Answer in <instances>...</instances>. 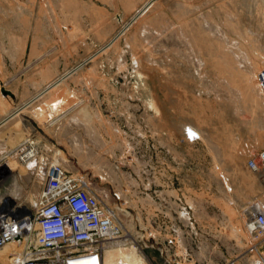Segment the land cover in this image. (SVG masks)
<instances>
[{"label": "rangeland", "instance_id": "374dc122", "mask_svg": "<svg viewBox=\"0 0 264 264\" xmlns=\"http://www.w3.org/2000/svg\"><path fill=\"white\" fill-rule=\"evenodd\" d=\"M263 67L264 0H0V147L36 135L52 162L118 193L150 264H170L157 246L173 224L178 264H264L247 228L264 206L249 165ZM12 158L1 192L31 207L41 184L23 166L11 190Z\"/></svg>", "mask_w": 264, "mask_h": 264}, {"label": "built area", "instance_id": "2783aa9c", "mask_svg": "<svg viewBox=\"0 0 264 264\" xmlns=\"http://www.w3.org/2000/svg\"><path fill=\"white\" fill-rule=\"evenodd\" d=\"M260 78L264 84V68ZM187 137L193 142L200 138L191 130ZM49 150L40 138L30 134L7 153V159L4 156L3 163L16 157L43 183L41 196L31 207H19L14 200H6L0 188V255L3 253L7 264H79L83 260L104 264L107 248L124 240L127 217L132 212L118 193L100 192L86 175L51 166ZM249 165L253 170L264 171V150ZM221 176L226 182L225 176ZM174 226L170 230L172 236L168 235L157 246L170 264H178L179 256ZM248 226L249 232L264 244V212L254 208ZM262 257L264 260V254Z\"/></svg>", "mask_w": 264, "mask_h": 264}, {"label": "bare ground", "instance_id": "6f19581e", "mask_svg": "<svg viewBox=\"0 0 264 264\" xmlns=\"http://www.w3.org/2000/svg\"><path fill=\"white\" fill-rule=\"evenodd\" d=\"M144 10V9H143ZM141 10V11H143ZM140 13V12H139ZM138 17V16H137ZM264 68V67H263ZM262 68V69H263ZM262 71V70H261ZM260 71V72H261ZM260 72H259V81H260V85H261V89L263 91V94H264V84L262 82V78H260ZM61 104V101H58L55 102V107L58 108L59 105ZM54 107V105H53ZM41 109V112L40 114L43 112V109L40 107ZM39 109V110H40ZM14 160L17 161V163L20 165L19 168H20V172L21 174L19 173V180H17L14 184V186L12 187L11 190L15 188H18V190L20 191L21 190V186L19 185V181L22 180L23 178V174H22V170H21V167L22 166H25L23 163H21L18 158L16 157H13ZM12 158V159H13ZM11 161V160H10ZM8 161V163H6L8 165V168L7 170L9 171H13L14 169H17V168H12V165H11V162ZM51 166H53L54 168L58 167V166H61L64 168V166L61 164V162L57 161L56 157H55V160L54 162L51 164ZM11 167V168H10ZM28 167V166H27ZM65 169V168H64ZM30 170V169H29ZM31 171V170H30ZM1 172H6V168H2L1 169ZM0 172V173H1ZM34 176V175H33ZM34 178H36L38 180V182L42 185L43 181H42V178H40V176L38 177L37 175L34 176ZM89 179V178H88ZM90 180V179H89ZM88 180V181H89ZM90 182V181H89ZM91 183V182H90ZM92 184V183H91ZM41 191H42V188H41ZM42 193V192H41ZM41 193L39 194V197L41 196ZM5 199H9L8 197ZM11 199V198H10ZM256 205V204H255ZM114 206H116V204L114 203ZM20 207V205H19ZM117 207V206H116ZM258 207V208H257ZM118 208V207H117ZM258 211L261 210L264 212V206L263 204H261L260 202L257 203L256 207H255ZM128 229L127 231V234L123 237L124 240H117V244L114 246H111V247H108L107 250H106V253H105V259H104V264H150L149 262V258L147 259L146 256L144 255L143 253V250H142V247L140 246L138 240H137V235L139 236V234L136 232L135 233V229L133 226L129 227L128 224H127V227ZM248 228V231H249V226L247 227ZM249 234L251 236H254V234L250 233ZM126 238V239H125ZM262 239H260L261 241ZM126 245H129V248L128 249H125L126 247H124ZM11 247V246H10ZM113 247H117V248H113ZM9 248V247H8ZM7 248V249H8ZM119 248V249H118ZM122 250H125L124 252ZM3 253H1L0 255V262H3L5 264H7L8 260L3 257L2 255ZM264 254V253H263ZM79 264H98V261L97 260H83L82 262H80Z\"/></svg>", "mask_w": 264, "mask_h": 264}, {"label": "crops", "instance_id": "0c3cea01", "mask_svg": "<svg viewBox=\"0 0 264 264\" xmlns=\"http://www.w3.org/2000/svg\"><path fill=\"white\" fill-rule=\"evenodd\" d=\"M1 127V126H0ZM40 137V136H39ZM15 147H17V146H15ZM15 147H12V148H8V147H0V164H3V165H1L0 166V168L2 169V168H8V165L6 164V163H3V160H4V156L8 153V152H10L11 150H13ZM12 165V164H11ZM23 167V166H22ZM22 167H21V169H22ZM12 168H14V167H12ZM24 168V167H23ZM19 188V187H18Z\"/></svg>", "mask_w": 264, "mask_h": 264}]
</instances>
